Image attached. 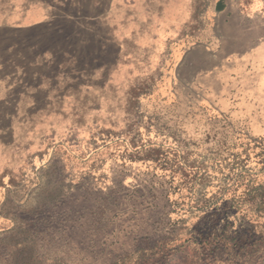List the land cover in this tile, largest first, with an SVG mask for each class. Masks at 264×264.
Wrapping results in <instances>:
<instances>
[{
	"label": "rangeland",
	"instance_id": "obj_1",
	"mask_svg": "<svg viewBox=\"0 0 264 264\" xmlns=\"http://www.w3.org/2000/svg\"><path fill=\"white\" fill-rule=\"evenodd\" d=\"M264 0H0V264H264Z\"/></svg>",
	"mask_w": 264,
	"mask_h": 264
},
{
	"label": "crops",
	"instance_id": "obj_2",
	"mask_svg": "<svg viewBox=\"0 0 264 264\" xmlns=\"http://www.w3.org/2000/svg\"><path fill=\"white\" fill-rule=\"evenodd\" d=\"M263 84H264V79H263Z\"/></svg>",
	"mask_w": 264,
	"mask_h": 264
}]
</instances>
